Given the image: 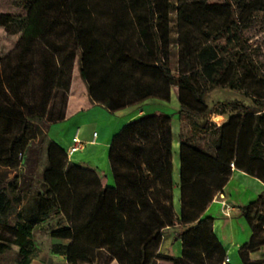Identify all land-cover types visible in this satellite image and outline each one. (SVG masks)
Wrapping results in <instances>:
<instances>
[{
	"label": "trees",
	"instance_id": "1",
	"mask_svg": "<svg viewBox=\"0 0 264 264\" xmlns=\"http://www.w3.org/2000/svg\"><path fill=\"white\" fill-rule=\"evenodd\" d=\"M17 1L8 30L22 40L0 61V162L14 159L30 129L34 137L19 172L0 166V260L18 248L11 264H32L35 234L43 233L66 264H232L206 212L232 164L264 183V59L244 33L264 14V0ZM76 66L91 105L112 115L149 100L170 103L178 88L179 212L172 115L138 120L114 136V185L103 186L96 170L70 161L50 138V127L68 116L49 119L46 104L57 93L67 104ZM38 84L39 109L22 92ZM218 89L242 99L209 105ZM227 114L222 125L211 121ZM262 198L240 208L253 232L239 251L242 264H264L252 259L264 248ZM171 229L179 256L160 252Z\"/></svg>",
	"mask_w": 264,
	"mask_h": 264
},
{
	"label": "crops",
	"instance_id": "2",
	"mask_svg": "<svg viewBox=\"0 0 264 264\" xmlns=\"http://www.w3.org/2000/svg\"><path fill=\"white\" fill-rule=\"evenodd\" d=\"M178 98V91L172 92V100L170 103L149 100L142 106L134 107L130 118L117 125L109 135L110 140L105 144L98 141L100 135L94 137L89 134L88 127L93 120V114L106 116V110L99 106L90 105L85 112L78 110L72 112L70 116L61 123L54 124L49 129L50 138L58 144L62 149L68 151L72 145L73 138L78 136L84 143V148L73 154L70 161L79 165L82 168L96 170L102 176V185H114V178L111 171L109 161V149L114 136L121 131L127 124L134 123L138 120L151 116H166L172 115L173 124V169H174V196L175 204L180 206V132L181 123L179 119V106L175 103V108L172 110L173 102ZM103 109V110H101ZM125 109L117 112L116 116L127 112ZM108 113V112H107ZM219 118H224V124L227 121L226 115H219ZM67 126V132L65 130ZM100 145V148H90L89 146ZM102 148V149H101ZM79 156L76 157V155ZM107 155V159H106ZM104 175V176H103ZM264 196V183L256 177H253L238 169L233 170L230 181L224 190L218 193L206 212V216L214 219V232L220 243L226 250L230 263L233 264L235 258H239L240 249L252 238V229L241 214V207L247 206ZM64 258V257H63ZM240 259V258H239ZM242 264L241 260L238 262Z\"/></svg>",
	"mask_w": 264,
	"mask_h": 264
},
{
	"label": "rangeland",
	"instance_id": "3",
	"mask_svg": "<svg viewBox=\"0 0 264 264\" xmlns=\"http://www.w3.org/2000/svg\"><path fill=\"white\" fill-rule=\"evenodd\" d=\"M101 3L103 0H99ZM173 3L175 0H171ZM105 9V8H104ZM19 14V7L17 0H0V61L5 60L8 55L12 54L18 48L20 41L22 40V35L15 34L10 35L11 31L8 30V24L10 17ZM171 27H172V36L177 37V11L175 9H171ZM246 39L261 53V59H264V14H258L255 22L252 27L245 32ZM172 67L173 70H176L178 56L175 51H173L171 56ZM15 59H13V63L15 64ZM173 91L177 92L178 88L174 87ZM23 97L27 104H30L32 107L43 106L44 96L41 94V88L39 84L35 87H23ZM232 99H242L241 95L237 91L233 90H223L218 89L213 91L208 98L209 105H213L215 103L232 100ZM175 103L179 106L178 98H175V102H173L172 110L176 109ZM91 102L87 95V89L85 84L83 83L80 77V71L78 67H75L73 73V82L71 89L69 91L67 104L64 102V94L57 93L51 96V99L46 104V109L48 112V117L51 120H55L58 116L65 112L66 116H70V114L76 110L79 112H85ZM134 107L128 108L127 112H123V114H119L120 116L112 115L106 112V116L102 117L93 114V120L91 125L88 127L89 134L92 135V132L95 131L97 135L100 137L98 141L101 144H105L108 140H110L109 135H111V131L121 122L130 118L129 116L134 113L132 111ZM103 110V109H101ZM104 111V110H103ZM227 116V121L229 119V114ZM219 123H223L224 118L218 119ZM226 121V122H227ZM67 132V126L65 128ZM34 133L30 129L26 139H24L20 144L15 147V155L12 161L8 162H0V166L3 168H9L13 171V175L21 170V154L23 153L26 146L33 139ZM90 148H100V145L89 146ZM102 149V148H101ZM79 154L76 155V157ZM71 157H69L70 159ZM107 159V155H106ZM104 176V175H103ZM264 201V196H263ZM176 211L179 212L180 206L178 203L175 204ZM264 212V209H262ZM35 242L37 248V257L33 260L32 264H66V259L54 254L52 247L56 241L52 240L47 234L36 233L35 234ZM182 251V243L181 241H176L175 239V230L171 229L165 232L164 240L160 247V252L164 254H170L174 256H179ZM19 250L18 248H14L13 251L5 256L3 260H0V264H11L16 263L17 254ZM252 259L255 261H264V248L260 251L254 253L252 255ZM233 264H239V258L233 259ZM117 264V263H113Z\"/></svg>",
	"mask_w": 264,
	"mask_h": 264
},
{
	"label": "built area",
	"instance_id": "4",
	"mask_svg": "<svg viewBox=\"0 0 264 264\" xmlns=\"http://www.w3.org/2000/svg\"><path fill=\"white\" fill-rule=\"evenodd\" d=\"M211 121H213L217 125H220L217 115H213L211 118ZM94 137H97V133L94 134ZM83 148H84L83 141L78 136H75L73 138L72 145L69 147V149L67 151V154L69 157H71V156H73V154L81 151ZM232 168H233V170H235L234 164H232ZM227 262H230L229 258H227Z\"/></svg>",
	"mask_w": 264,
	"mask_h": 264
}]
</instances>
